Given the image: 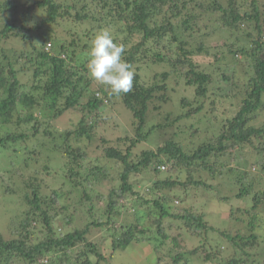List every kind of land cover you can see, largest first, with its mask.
<instances>
[{
    "label": "trees",
    "instance_id": "1",
    "mask_svg": "<svg viewBox=\"0 0 264 264\" xmlns=\"http://www.w3.org/2000/svg\"><path fill=\"white\" fill-rule=\"evenodd\" d=\"M72 1L70 4L67 0L66 5L55 0H40L31 6L25 3L27 12L20 19L34 8L42 15L37 26L34 29L28 26L17 29L13 23H5L0 28V147L6 149L8 143L28 139L29 134L21 128L24 124L29 127L32 136H43L37 151L35 148L29 151V155L38 154L39 148L48 146L47 142L43 143L48 138L49 147L46 149L60 158L62 176L67 179L68 187L81 190L76 205L87 203L88 216L92 220L82 228L74 227L76 208L71 210L69 205H60L62 195L58 191L43 195L41 182L34 179L28 183L30 193L24 194L29 210L17 225L12 224L15 229L11 232L15 237L6 240L0 234V264L17 256L29 264H99L105 256L100 253L97 243L88 239L91 227H105L111 233L112 255L133 242L150 240L160 262L169 245L162 223L164 218L178 219L199 240L204 239L199 247L172 255V249L181 247L174 238L166 255L171 260L169 264H191L188 254H196L200 249L206 264H264V260L252 258V251L264 245V242L258 244L256 233L243 235L236 232L232 235L212 226L207 227L201 216L182 207L178 210L179 214L170 212V203L182 191L188 193L192 189H203L219 192L208 180L226 183L222 180H230L233 174L237 175L233 184L239 186L238 198L251 196L255 176L251 171L240 172L234 166L246 151L254 150L257 158L252 166H257L264 173V122L261 126L255 124L264 111V15L260 11L259 0H243L239 6L235 0H228L226 6L220 0H82L80 8ZM204 1H208V5ZM4 5V8L18 13L23 2H7ZM203 9L217 13L205 37L217 31L228 38L231 43H224L230 47L228 55L231 57H225L223 53L215 55L203 41H193L200 33L197 21L205 14ZM182 14L184 17L181 18ZM59 20H71L80 28L79 32L72 34L70 39L47 37L41 33L38 35L41 38L38 46L25 33L37 32L42 26L58 23ZM104 28L124 35L121 39L116 34L114 36L115 42L124 46L123 59L134 70L133 88L128 93L114 95L96 85L92 88L94 82L88 76L86 67L87 54L93 38ZM14 30H21L14 36L27 47L19 52L10 48L6 53L3 43ZM47 40L50 42L47 43ZM201 55L212 60L208 64L202 63ZM235 55L243 58L242 78L236 74L235 64L231 62V59L236 60ZM245 63L247 65L243 68ZM153 65H165L168 70L155 73L153 81L146 84L140 74L141 68ZM171 76L181 79L185 86L193 89V100L181 98V113L171 116L167 112L164 122L149 127L143 133L149 114L160 112L170 102L167 80ZM221 84L228 88L221 96L238 100L236 112L226 117L224 122L217 120L214 111L212 116L203 113L204 105L199 102L208 98L209 92L218 94ZM112 98L130 112L133 137L119 138L116 146H109L105 139L100 138L99 149L103 157L118 164L120 172L109 192L96 199L104 207L103 214L96 218L88 192H94L97 187L110 184L114 179L97 158H89L85 142L98 139L95 137L100 121L98 113L108 104L112 105ZM44 104L51 109V117L41 116ZM210 106L211 110H215L214 100ZM69 110L80 115L73 130L58 131L51 121L48 122ZM196 117L205 123L201 142L192 143L187 148L172 130V135L156 150L135 153L134 149L147 140L155 128L164 131ZM10 127L17 128L19 132L11 133L8 131ZM44 169L47 170V167ZM144 172L152 173L155 178L151 180L147 194L157 196L152 203L159 210L158 218L152 228L127 222L117 228L115 218L120 216V209L126 207L128 199L142 198V194L133 188V178ZM163 173L167 176L158 178ZM66 183L63 181L62 187H66ZM263 200L264 192L255 193L253 209L262 205ZM61 220V227H54ZM247 226L253 232L256 223L250 220ZM214 231L230 243L233 253L226 256V251L221 250L217 240L215 245L210 244L207 235Z\"/></svg>",
    "mask_w": 264,
    "mask_h": 264
},
{
    "label": "rangeland",
    "instance_id": "2",
    "mask_svg": "<svg viewBox=\"0 0 264 264\" xmlns=\"http://www.w3.org/2000/svg\"><path fill=\"white\" fill-rule=\"evenodd\" d=\"M14 1L23 2V7L19 9L18 13L4 8L5 3ZM37 1L40 0H0V28H2L5 23H13L17 29H21L23 26H28L29 28L34 29V27H36L41 20V14L35 12V9L33 8V10L28 12V15L21 17L24 22L20 19V16L27 12V6L25 3H27L28 6H31L35 5ZM64 1L65 0H55V2L58 4L66 5L65 3L67 0L65 3ZM220 1L224 6H226L228 3V0ZM72 2V0H69L70 4ZM74 2L76 3V7L78 6V8H80L82 6V0H74ZM203 3L208 5L209 2L204 1ZM240 3L243 4V0H235V4L237 6H239ZM258 4L260 5V11H262L264 15V0H259ZM21 11H23V13ZM203 11L205 14L202 16L201 20L197 21V23H200V33L195 35L196 37L193 41H203L206 46H208V49L212 50V53L215 55L217 53H223L226 55L225 57H231V55H228V50L230 47L224 43L225 41H227L229 44L231 43L228 38L223 37L217 31H215V33H210L209 37H205V32L208 30V26L213 23L214 19H216L217 13L208 11V9H203ZM72 13L73 12H70V14ZM182 17H184L183 14L181 18ZM79 30L80 28L76 27L75 23L72 24L71 20H59L58 23L42 26L37 30V32L31 31L33 33H30L27 31L25 33L33 40L34 44H37L38 46L41 42V38H39L38 35L41 33H45L47 37L49 36L52 38L56 37L70 39L71 35L76 34V32H79ZM14 31L12 34L10 33L11 35H9L3 43L6 53H9L8 50L10 48H13V50L19 52L27 47L26 45L24 46L22 42H18V38L14 36V33H19L21 30ZM111 31L114 33V35L116 34L119 39L123 38L124 36L123 34L117 33L114 29ZM34 34L36 35L34 36ZM49 42L50 41L47 40V43ZM10 56L12 57L13 55L11 54ZM199 57L201 58V62L205 64H208V62L212 60L210 58H205L203 55ZM235 57L236 60L234 61L231 59V62H234L235 64V69L237 71L236 74L242 78L241 61L243 58L240 55H235ZM246 65L247 63L244 64L243 68ZM167 70L168 69L165 65H153L150 68L142 66L140 74H142L141 77L147 84L153 81V76L155 73L160 74ZM26 72L31 73V71ZM92 81L94 82H92V88H94L96 85L95 87H102L103 89L108 90L105 85H102L94 80ZM167 83L170 102L161 109V113L151 112L149 114L150 118L146 127L144 128L143 133H145L149 127L156 126L164 122V116L167 114V112H170L171 116L181 113V111H183V108H181L179 105L181 98L185 97L186 99L193 100V89L185 86L181 79L171 76L169 80H167ZM219 89L220 90L218 94L209 92L208 98L199 102H202L204 105L203 113L212 116L211 112L214 111L213 115L217 116V120L224 122L226 117L232 116L236 112L238 100H236L235 97L228 98L225 96L226 98H224V96H221L225 95V93L228 91L226 85L221 84ZM212 100L215 101V110H211L210 105ZM111 104L112 105L108 104V106L102 108L98 113L100 121L99 127L95 132V137L98 139H95L92 142H85L88 146L87 152L89 158H91V160L97 158L99 163L108 170L110 177L114 179L110 184L97 187L94 192H88L92 197L90 204L94 206L93 215L96 218L103 214L104 209L102 202L96 199L99 195H106L109 192L108 189L115 184L118 173L120 172L118 164L113 161H108L103 157V154L99 149V147H101L99 146L100 138L105 139L109 146H116L117 140L119 138L123 139L125 137H133L130 126V112L121 106L120 102H118V100L115 98H112ZM51 115V109H47L46 104H44V109L42 110L41 116L51 117ZM51 119L48 122L51 121L53 128L57 129L58 131H63L64 129L73 130L80 119V115L73 110H69L63 116L56 118V120ZM263 122L264 111L261 113L255 124L257 126H261ZM255 124L252 123V125ZM217 125H221V123H218ZM204 127L205 123L203 121H199L198 117H196L177 123L173 128L168 127L164 131L159 130V128H155V130L147 137V140L142 142L140 146H137L134 151L138 154L142 150H156V148L162 145V142L165 139H168L173 132H176L178 141L182 142L185 147L189 148L191 147L192 143H199L204 139ZM21 128L23 132L29 134L28 139L17 143H8L6 149L0 147V234L6 240H10L11 238L15 237V235H13L11 232V230L14 231L15 229V226L12 224L17 225L19 220L24 218L23 215L25 212L29 210V207L24 199V194L30 193L28 183L33 182L34 179L41 182V192L43 195H51L52 191H58L62 195L59 200L60 205H69L71 206V210L76 208V215L72 225L78 228L84 227L87 222L92 220V217L88 216V204L85 203L80 206L76 205L75 202L77 201L81 190L70 189V187H68L67 179H64L62 176V165L60 158L56 156L55 153L46 149L49 147L48 138L43 141V143L47 142L48 146L39 148L38 154L29 155V151H32L35 148L37 151L43 136H32V132L29 131V127L25 124L22 125ZM8 131H14L16 133L19 132V130L17 128L15 130L14 127H10ZM254 154L256 153L253 149H251L248 153L246 151L245 156L238 160V163L234 164V166H237L240 169V172L242 170L251 171L255 176L254 183L252 184L253 190L251 196L238 198L237 192L239 186L237 184H233V182H235L234 178H236L237 175L233 174L230 180L227 179L229 182L226 179L222 180L226 181V183H218L208 180V183H212L214 186H216L219 192L216 190L203 189H192L189 190L188 193H184L182 191L181 194H179L180 196L173 198V202L170 203V206H172L170 212L174 211L173 213L179 214L178 210L180 207H182L190 210L198 216H201L207 227L212 226L219 231L222 230L229 232L232 235H234L236 232H239L243 235L256 233L258 237V244L260 245L263 243L264 200L262 205L260 204L253 209V196L255 193L264 192V173L260 171V168L257 166L255 168L252 166L257 158ZM25 160L29 165H26ZM44 167H47V170H45ZM166 176L167 174L163 173L160 174L158 178L162 179ZM153 179H155L154 175L149 172L141 173L140 176L133 178V188L142 194V198H138V200L133 198L128 199L126 207L120 209V216L115 218L117 228H119V224L125 222L130 224L136 223L138 224V227L141 225L149 226L150 228L153 227L156 219L158 218L157 213L159 214V210H157L152 203V200L156 199L157 196L147 194V191L152 183L151 180ZM63 181H65V183L67 182L66 187H62ZM230 183L232 185L227 186ZM221 197H225L226 200H222ZM146 201H150L149 204H146ZM254 217L256 218L255 220H253ZM60 219H62V215H60ZM250 220L255 221L256 223L253 232L248 230L247 225ZM61 223L62 220L57 221L56 224H54V227H61ZM162 223L164 224V232H166L168 235L166 242L169 245H167L165 248V252L161 257L162 260L160 262H158V255L154 252L152 242L150 240L133 242L126 249L118 250L112 255L110 244L111 233L108 232L105 227H91L88 234V239L97 243L100 253L105 256V260L101 261L99 264H169L171 260L166 255H168V250L171 248L170 242H173L174 238L177 239V244H179L181 247L172 249V255H175L178 251L189 252L199 247L200 244H203L202 242L204 239L199 240L198 237L188 231L183 223L178 221V219L164 218ZM150 233H152V231ZM40 235L37 234V236ZM207 236L212 246L215 245L214 243L217 240V245H221V250L226 251V256L230 255L229 253H233V248L231 247L230 243H228L226 239H223L219 232H210ZM33 242H35V240H33ZM223 247H225V249L227 247L228 249L225 250ZM252 254L254 255L252 258L258 261H263L264 245L262 244L259 249L257 248L256 250L252 251ZM202 255L203 250L200 249L196 254H188V258L190 259L191 264H206L202 259ZM43 261L45 262V260ZM2 264L29 263L17 256L11 258L8 262H2Z\"/></svg>",
    "mask_w": 264,
    "mask_h": 264
},
{
    "label": "clouds",
    "instance_id": "3",
    "mask_svg": "<svg viewBox=\"0 0 264 264\" xmlns=\"http://www.w3.org/2000/svg\"><path fill=\"white\" fill-rule=\"evenodd\" d=\"M115 40L109 28L101 29L91 42L86 67L92 80L105 85L112 94L120 95L132 90L134 70L123 59V44Z\"/></svg>",
    "mask_w": 264,
    "mask_h": 264
},
{
    "label": "built area",
    "instance_id": "4",
    "mask_svg": "<svg viewBox=\"0 0 264 264\" xmlns=\"http://www.w3.org/2000/svg\"><path fill=\"white\" fill-rule=\"evenodd\" d=\"M49 46V45H48Z\"/></svg>",
    "mask_w": 264,
    "mask_h": 264
}]
</instances>
